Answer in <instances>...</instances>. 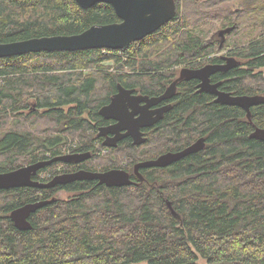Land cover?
Listing matches in <instances>:
<instances>
[{"label": "trees", "instance_id": "1", "mask_svg": "<svg viewBox=\"0 0 264 264\" xmlns=\"http://www.w3.org/2000/svg\"><path fill=\"white\" fill-rule=\"evenodd\" d=\"M176 1L172 21L123 49L0 58V172L90 151L88 169L124 168L134 180L128 186L81 180L0 189V264H264V141L251 137L255 127H264V101L248 117L242 107L218 103L183 81L172 109L144 129L145 143L124 139L105 153L95 143L104 122L99 110L119 84L159 94L177 75L176 66L196 63L204 54L207 46L191 27L201 13L188 8L189 0ZM221 2L214 0L203 18H222ZM241 4L250 37L237 55L247 68L229 72L225 85L238 94L264 96V78L256 73L264 68V0ZM118 21L105 2L85 9L76 0H0V43L78 34ZM234 23L245 24L241 16ZM27 98L37 110L22 111L24 120L6 129L10 115L32 107ZM53 130L58 134L44 139ZM200 137L206 138L203 150L167 167L143 168L144 179L135 175L139 161L181 150ZM61 138L77 142L61 144ZM60 163L69 168L54 162L34 178L51 180ZM59 191L69 196L59 197ZM52 198L31 214L32 229L16 228L10 216L15 208Z\"/></svg>", "mask_w": 264, "mask_h": 264}, {"label": "water", "instance_id": "2", "mask_svg": "<svg viewBox=\"0 0 264 264\" xmlns=\"http://www.w3.org/2000/svg\"><path fill=\"white\" fill-rule=\"evenodd\" d=\"M82 8H90L93 5L105 2L111 4L120 21L106 24H94L78 34L52 35L34 37L25 40L0 43V58L23 55L32 52H56V51H78L85 49H123L131 44L142 40L155 33L166 23L173 20L177 14L176 0H76ZM236 28L233 24L221 29L219 35L222 38ZM223 66H205L200 69H183L180 80L199 78L202 79L201 91H209L217 94L216 102L225 105H237L246 110L248 117L251 108L261 103L264 98L259 96L239 95L235 96L228 92L218 90L217 85H211L209 75L218 70H224ZM134 89L118 85V91L113 95L111 101L104 105L99 113L107 119H113L116 124L100 128V135L110 137L105 144L109 147H116L117 141L131 137L134 144L141 145L146 142V136L142 130L158 122L165 111L170 110L166 106L157 110L150 107L176 94V82L160 96L150 97L137 95ZM144 102L143 106L140 103ZM252 138L264 141V127H255L251 133ZM206 146V138L200 137L192 144L177 151H167L156 158L139 161L134 166V173L140 179H144L141 169L150 167H167L175 162L203 150ZM91 152L68 153L58 155L49 159L40 160L20 168L0 172V189L16 187H38L53 188L57 185H65L81 180H98L99 183L107 186H128L134 183L131 174L122 168H113L106 171L79 170L72 173L59 174L49 181L35 179L34 176L41 169L54 162L65 163L81 162L91 157ZM55 201V198L38 200L26 203L15 208L10 216L16 228L30 230L33 228L30 216L37 210ZM172 208L171 202L168 201Z\"/></svg>", "mask_w": 264, "mask_h": 264}, {"label": "flooded vegetation", "instance_id": "3", "mask_svg": "<svg viewBox=\"0 0 264 264\" xmlns=\"http://www.w3.org/2000/svg\"><path fill=\"white\" fill-rule=\"evenodd\" d=\"M176 3H177V1H176ZM233 24H236V23L228 24V25L222 27L221 29L227 28V27H229V26H231ZM221 29H219L217 34H214L211 37V39L204 41L205 42L204 44L207 46V48H206L204 54L201 57L198 58V61L196 63H193V64H190V63H184L183 64L182 63V64H179L177 66V67L180 68L179 73L171 80V82L166 86L164 91L160 92L159 94H155V95H148V94L137 93V92H134V93L137 94V95L140 94V95H147V96H150V97H157V96L162 95L167 90V88L169 86H171L172 83L176 82V94L172 98L163 100V101H161V102H159V103H157V104H155V105L150 107L151 110H157V109H160V108H163V107H166V106H170L171 107L170 110H171L172 106H173V99L179 93V89H180L179 85H180L181 82L184 81L185 83H192L191 86H192V88H194V90L197 93H207V94L213 96L215 98V101H216V98L218 97L216 93H212V92L205 91V90L201 91V88H202L201 83L203 82L202 79H199V78H193V79L184 78L182 80L179 79L180 75H181V71L183 69H192V70H194V69H200V68H203L205 66L212 65V66H223V67H225V69L224 70H218V71L213 72V73H211L209 75V80H210V84L211 85H214V86L217 85L218 90L223 91V92H228V93H230L232 95H235V96L246 95V94H238L235 90L228 89V86L225 85V82L228 81L229 78L225 77V76L229 72L233 71L236 68H239V69L247 68L246 65H245L246 60L242 59L241 57H239L237 55L238 54L237 53V49L241 48L242 46H244V45H246L248 43H244V44H237V43L228 44V43H226L228 36L230 34H232L237 29V25H236V28L234 30H232L230 33H227L224 38H222V36L219 35V31ZM186 88H188V87H186ZM189 88H190V86H189ZM184 89L185 88L183 87L182 91H184ZM249 96H259L261 99L264 98L263 95H249ZM263 101L264 100H262L261 102H263ZM28 104L31 105L32 102L29 101ZM144 104H145L144 102H141L140 106H143ZM64 109L68 110L69 107H64ZM36 110H37L36 104H32V107L29 108L28 110L24 109V113L27 115L31 111L35 112ZM170 110L165 111L164 114H163V117L160 120H162L165 117V115ZM101 117L103 118L104 122L101 123L100 125H98V127H97L98 128V132H97L98 139L96 141L97 142H101L102 145H104L106 147L105 150L108 151V149L112 148V147L107 146L105 144V142L110 137H114L115 135L114 134H109L108 136L100 135V128L106 127V126H110V125H114V124H116V121L113 120V119H107V118H105L103 116H101ZM159 121L156 122L155 124L151 125V126L142 128L143 132H144V129H148V128H151V127H154L155 125H157L159 123ZM91 123L93 125L95 124V122H92V121H91ZM124 139H132V138L131 137H126V138L121 139L120 141H117V146ZM132 141H133V139H132ZM66 143H70V141L66 142V140L64 138H61V144H66ZM74 144H76V141L74 142ZM86 152H90V151H79V152L78 151H73V152L69 151L67 153H86ZM92 157H93V155H91V157L88 160L81 161V162L66 163L69 168H67L65 166H63L62 168H58L59 172L56 175L64 174V173L77 172L79 170L95 171V170H92V169H88L89 166L87 165V163L89 162L90 159H92ZM59 162H63V161H59ZM122 169H124V168H122ZM97 171H100V170H97ZM104 171H106V170H104ZM38 173H39V171H38ZM38 173L35 176H37ZM41 175H43V174H41ZM56 175H54V177Z\"/></svg>", "mask_w": 264, "mask_h": 264}, {"label": "rangeland", "instance_id": "4", "mask_svg": "<svg viewBox=\"0 0 264 264\" xmlns=\"http://www.w3.org/2000/svg\"><path fill=\"white\" fill-rule=\"evenodd\" d=\"M214 1V0H213ZM212 0H189V4L190 6H188V8H197V12L201 13V15L197 18L196 21L192 20V28L195 32L199 33L200 36L203 38L204 41L211 39V37L214 34H217L218 30L221 29L222 27L228 25V24H232L234 23L237 19L239 20V17L241 16L242 21L245 23L244 25H241L239 27H237V29L228 36L226 43L228 44H233V43H237V44H244V42H246L249 39V30H248V23H246L243 19V15H244V9H242V4L241 2L243 0H217V1H222L221 2V7H223L225 9V11L223 12L222 18L220 17L219 14H214L212 15V18L206 19L203 18V13L204 11H209V9H207L212 3ZM187 7V6H186ZM186 7H184V10H186ZM239 8V9H238ZM242 10H241V9ZM236 10H239L240 12H238V14L235 12ZM176 73H179L180 68L179 67H175ZM112 71H116V68H112ZM261 71V75L264 78V68H261L260 70H257V72ZM29 102V98L26 99V104L28 105ZM22 111L24 112V110H21L19 112V114L16 115L12 114L9 116L8 118V122L6 123V129H11L12 128V123L14 120L18 121H22L24 120L25 116L22 115ZM85 117H88V114H85ZM49 123V122H48ZM58 132L57 130H53V131H47L45 132V137H49V136H54L57 135ZM67 142V141H66ZM77 142V140H76ZM98 143L99 142H95ZM70 144H74V143H66L65 145H69ZM97 144V146H99ZM103 152H107V150H103ZM64 154H68L67 152ZM63 155V154H62ZM64 166V164H61L58 166V168H62ZM59 197L62 198H66L69 196L68 193H66L65 191H59L57 194Z\"/></svg>", "mask_w": 264, "mask_h": 264}, {"label": "bare ground", "instance_id": "5", "mask_svg": "<svg viewBox=\"0 0 264 264\" xmlns=\"http://www.w3.org/2000/svg\"><path fill=\"white\" fill-rule=\"evenodd\" d=\"M176 17V16H175ZM172 21V20H171Z\"/></svg>", "mask_w": 264, "mask_h": 264}]
</instances>
